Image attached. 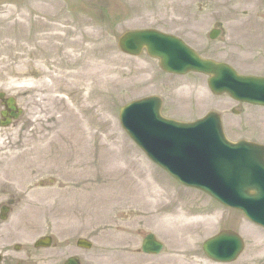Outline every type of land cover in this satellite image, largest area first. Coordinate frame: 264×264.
<instances>
[{
	"label": "rangeland",
	"instance_id": "obj_1",
	"mask_svg": "<svg viewBox=\"0 0 264 264\" xmlns=\"http://www.w3.org/2000/svg\"><path fill=\"white\" fill-rule=\"evenodd\" d=\"M38 6L40 9L36 8ZM49 16L65 18L72 27L84 22V29L92 36L88 42L96 48L103 77L108 76L109 69L117 71L112 74L116 76V86L101 87L95 92L98 106L94 111L99 115H95L96 126L93 127L97 135L91 139V170L73 168V159L64 150L69 145L64 135L53 140V126L61 114L57 112L52 120L46 121L43 113L51 104L44 101L47 105L44 107L36 92V82L44 71L51 69V76L56 75L53 64L38 65L39 38L45 33L41 23L48 21ZM138 29H156L175 35L207 58L228 63L242 74L264 76V0H0V93L15 98L24 110L18 123L2 132L5 143L0 145V173L18 176L24 186L35 185L36 202L53 198L55 208L40 206L35 216L39 219L53 217L54 232L60 239L90 240L93 245L87 251L90 264H161L167 254L176 253L178 246L173 230L157 221L147 222V211L131 204L133 190H143L151 196H156L158 190L163 194L160 205L149 206L150 212L157 208L170 212L181 203L198 214L218 212L212 229H203L199 244L193 246L192 255L196 259L208 261L203 243L230 230L239 233L246 244L243 255L231 264H260L258 259H262L260 254L264 252L262 229L241 212L175 182L130 139L119 114L134 100L158 95L164 100L166 117L194 121L216 111L223 116L230 140L264 144V108L238 104L227 95L215 96L209 90L206 76L168 77L148 55L123 54L118 39L126 31ZM212 29L222 30L216 41L209 38ZM54 83L56 80L52 79L51 84ZM69 94L66 97L73 101L76 93ZM55 105L52 108L55 109ZM233 109L238 110L239 115H235ZM110 142L116 143L111 155L121 166L117 177L111 173L106 176L104 169L95 168L96 158L98 160L100 152L104 153ZM20 152L24 154L18 155ZM42 179L53 181L47 192L40 190L37 184ZM100 186L105 195L108 190L115 194L123 186L125 195L118 192L115 207H110L105 195L102 199L94 195ZM89 195L93 197L85 202ZM134 196L137 197L135 193ZM96 201L98 204L93 207ZM104 204L108 205L105 214ZM129 220L136 225H126ZM148 234L156 235L164 244L160 255L141 253L142 242Z\"/></svg>",
	"mask_w": 264,
	"mask_h": 264
},
{
	"label": "water",
	"instance_id": "obj_2",
	"mask_svg": "<svg viewBox=\"0 0 264 264\" xmlns=\"http://www.w3.org/2000/svg\"><path fill=\"white\" fill-rule=\"evenodd\" d=\"M119 47L131 56L145 50L160 60L167 73L209 75V86L216 95L228 93L237 101L264 106V79L243 77L227 65L203 60L179 39L149 30L132 31L120 38ZM5 105L17 118L14 101ZM161 108L157 97L131 103L121 111L122 125L148 156L180 183L207 192L264 226V147L229 142L216 113L195 123H181L162 117ZM162 249L153 235L145 239V253L159 254ZM243 249L242 239L232 232L204 244L207 256L220 262L235 261Z\"/></svg>",
	"mask_w": 264,
	"mask_h": 264
},
{
	"label": "bare ground",
	"instance_id": "obj_3",
	"mask_svg": "<svg viewBox=\"0 0 264 264\" xmlns=\"http://www.w3.org/2000/svg\"><path fill=\"white\" fill-rule=\"evenodd\" d=\"M36 8L40 9L39 6ZM48 19V21L41 23L45 33L39 38L40 62L38 65L39 67H45L53 64L56 75L55 77L51 76L53 73L51 69L44 71L39 82H36V92L38 93L39 101L43 102L44 107L47 106L44 101L51 104V108H47L48 111L43 113L46 121L52 120L57 112L61 114L53 126L55 130L53 140L55 138L58 140L60 136L64 135L69 142L68 148L64 150L67 156L73 159V168L91 170L93 169V160L90 159L93 152L91 139L97 135V133L93 132V127L96 126L95 115H99L97 111H94L98 106L95 92L101 87L116 86V76L112 74H116L117 71L109 69L108 76L103 77L104 72L98 60L96 48L88 42L91 41L90 38L92 36L84 29V22H79L75 27H72L65 18L49 16ZM46 78L49 80L47 81ZM52 79L56 80V83L51 84ZM69 93L72 95L76 93L73 101L66 97V95H70ZM54 105L56 106L55 109L52 108ZM92 111L94 113H91ZM3 130L5 129L0 127V145L5 143V140L1 138ZM115 144V142H110L109 145H106L108 148L104 153L100 152L98 160L97 158L95 160V168L104 169L106 176L111 173L117 177L121 172L119 170L121 166L117 158L115 159V156L111 155L115 151ZM19 154L23 155L24 153L20 152ZM114 186H118V184H114ZM99 188L94 195L102 199L105 194L101 192V186ZM112 188L113 185L109 189ZM122 188L124 187L122 186L120 190H116L115 194L110 190L107 191L108 194L106 193L104 198L108 205L111 203L110 207H115L116 194L118 192L121 193ZM137 188L142 190L139 185H137ZM87 190L90 189L87 188ZM132 192L137 197L132 193L133 200L131 204H136L140 209L147 211L145 214L147 222L153 223V221H157L160 225L167 226L171 231L173 230L175 234L174 239L176 238L178 249L175 250L176 253L174 255L171 253L167 254L161 264H212L208 262L209 260L196 259L192 254H194L193 246L199 244L203 229H212L218 218V212L212 215L205 212L198 214L187 204L182 203L178 208L170 212L158 208L154 212H150L148 211L149 206L160 205L163 194L159 190L156 196L147 195V192L143 190L142 192L135 190ZM124 193L125 191L121 193V196L125 195ZM88 197H93V195L87 196L85 202L89 201L90 198ZM94 200H96V197H94ZM97 201L93 204V207L98 204ZM108 205L103 206V214H105ZM169 205L167 203L168 207ZM102 211L101 215L103 216ZM130 223L136 225L132 220H129L128 223L126 222V225H130ZM136 223L138 224V222ZM259 245L262 246L263 242ZM260 255L263 257L264 252ZM258 263L264 264V257L262 259L259 258Z\"/></svg>",
	"mask_w": 264,
	"mask_h": 264
},
{
	"label": "flooded vegetation",
	"instance_id": "obj_4",
	"mask_svg": "<svg viewBox=\"0 0 264 264\" xmlns=\"http://www.w3.org/2000/svg\"><path fill=\"white\" fill-rule=\"evenodd\" d=\"M1 173L0 264H71V261L90 264L78 239L56 236L53 217L39 219L35 216L40 206L55 208L53 198L43 203L26 201L28 193L32 200L35 199V185L24 186L18 176H8L4 171ZM52 183V179L37 181L39 189L45 192L52 187Z\"/></svg>",
	"mask_w": 264,
	"mask_h": 264
}]
</instances>
